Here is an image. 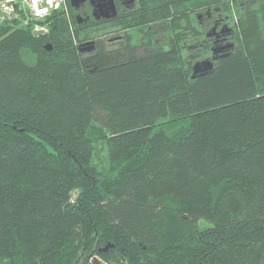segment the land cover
<instances>
[{
    "label": "trees",
    "instance_id": "trees-1",
    "mask_svg": "<svg viewBox=\"0 0 264 264\" xmlns=\"http://www.w3.org/2000/svg\"><path fill=\"white\" fill-rule=\"evenodd\" d=\"M67 4L0 23V264H264V0H171L190 51L110 46Z\"/></svg>",
    "mask_w": 264,
    "mask_h": 264
},
{
    "label": "flooded vegetation",
    "instance_id": "flooded-vegetation-1",
    "mask_svg": "<svg viewBox=\"0 0 264 264\" xmlns=\"http://www.w3.org/2000/svg\"><path fill=\"white\" fill-rule=\"evenodd\" d=\"M170 1L164 0V6H167L164 11L162 10L166 14L165 18H160V0H113L115 14L107 7L112 0H79L72 6L78 23L83 26L93 25L95 22H102L106 26V37L110 46L139 45L144 40L156 45L161 41L176 38L177 32H180L178 38L186 44L185 49L190 51L191 38L187 35L186 29L183 32L175 29L172 20L174 12L170 8ZM101 9L106 11V15L101 14ZM186 12H189V9L185 10L184 14ZM222 14L220 11L209 9L196 13L202 24L209 22L210 26L205 28V33L211 42L212 55H220L221 50L230 45L227 33L233 30L222 22L224 20ZM183 20L186 21V18ZM185 21L182 28L188 26ZM230 21L229 19L228 22ZM199 45L201 44L195 43V47Z\"/></svg>",
    "mask_w": 264,
    "mask_h": 264
},
{
    "label": "built area",
    "instance_id": "built-area-1",
    "mask_svg": "<svg viewBox=\"0 0 264 264\" xmlns=\"http://www.w3.org/2000/svg\"><path fill=\"white\" fill-rule=\"evenodd\" d=\"M60 7H64L69 15L67 0H0V23L13 22L26 25L35 21L34 28L46 29V25L39 21L45 19L52 10ZM96 259L100 264H110L98 255L91 258L90 264H95Z\"/></svg>",
    "mask_w": 264,
    "mask_h": 264
},
{
    "label": "water",
    "instance_id": "water-1",
    "mask_svg": "<svg viewBox=\"0 0 264 264\" xmlns=\"http://www.w3.org/2000/svg\"><path fill=\"white\" fill-rule=\"evenodd\" d=\"M79 0H70V2H71V4L74 6V5H76L77 4V2H78ZM110 2V1H109ZM110 4H111V6H110ZM109 4V6H107L108 8H110V9H112V11H113V14H115L116 13V10H115V7H114V2H113V0H112V3H110ZM106 7V8H107ZM100 12H101V14H103V15H106V11L104 10V9H101L100 10ZM45 30H44V28H36V29H34V32L36 33V34H41V33H43ZM45 46L48 48V49H51L52 48V42H47V43H45ZM214 65V63H213V60H211V59H209V58H207V59H203V60H201V61H197L196 63H195V72L196 71H198V69L199 68H202V66H203V68L202 69H204L205 71H208L209 69H211L212 68V66ZM193 76H195V73H193ZM111 246V243H107L105 246H103V247H101L100 248V250L101 251H105V250H107L109 247ZM94 263L95 264H100V262H99V260H94Z\"/></svg>",
    "mask_w": 264,
    "mask_h": 264
},
{
    "label": "clouds",
    "instance_id": "clouds-1",
    "mask_svg": "<svg viewBox=\"0 0 264 264\" xmlns=\"http://www.w3.org/2000/svg\"><path fill=\"white\" fill-rule=\"evenodd\" d=\"M34 29H36V28H34ZM44 30H46V29H44Z\"/></svg>",
    "mask_w": 264,
    "mask_h": 264
},
{
    "label": "rangeland",
    "instance_id": "rangeland-1",
    "mask_svg": "<svg viewBox=\"0 0 264 264\" xmlns=\"http://www.w3.org/2000/svg\"><path fill=\"white\" fill-rule=\"evenodd\" d=\"M207 59V58H206Z\"/></svg>",
    "mask_w": 264,
    "mask_h": 264
}]
</instances>
